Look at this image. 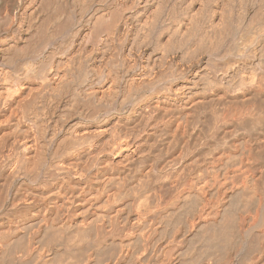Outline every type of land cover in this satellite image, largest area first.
Masks as SVG:
<instances>
[{"label": "bare ground", "instance_id": "1", "mask_svg": "<svg viewBox=\"0 0 264 264\" xmlns=\"http://www.w3.org/2000/svg\"><path fill=\"white\" fill-rule=\"evenodd\" d=\"M0 264H264V0H0Z\"/></svg>", "mask_w": 264, "mask_h": 264}]
</instances>
